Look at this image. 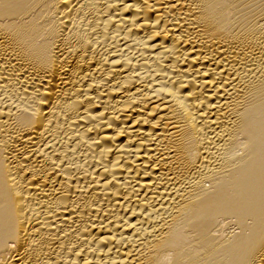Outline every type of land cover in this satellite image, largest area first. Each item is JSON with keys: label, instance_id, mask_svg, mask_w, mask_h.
<instances>
[{"label": "bare ground", "instance_id": "6f19581e", "mask_svg": "<svg viewBox=\"0 0 264 264\" xmlns=\"http://www.w3.org/2000/svg\"><path fill=\"white\" fill-rule=\"evenodd\" d=\"M0 264H264V0H0Z\"/></svg>", "mask_w": 264, "mask_h": 264}]
</instances>
